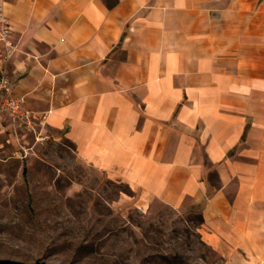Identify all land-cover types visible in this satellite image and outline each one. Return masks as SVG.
I'll use <instances>...</instances> for the list:
<instances>
[{
  "label": "crops",
  "instance_id": "1",
  "mask_svg": "<svg viewBox=\"0 0 264 264\" xmlns=\"http://www.w3.org/2000/svg\"><path fill=\"white\" fill-rule=\"evenodd\" d=\"M37 125L264 264V0H0Z\"/></svg>",
  "mask_w": 264,
  "mask_h": 264
},
{
  "label": "rangeland",
  "instance_id": "2",
  "mask_svg": "<svg viewBox=\"0 0 264 264\" xmlns=\"http://www.w3.org/2000/svg\"><path fill=\"white\" fill-rule=\"evenodd\" d=\"M177 210L77 158L36 123L0 124V257L63 264H220Z\"/></svg>",
  "mask_w": 264,
  "mask_h": 264
},
{
  "label": "built area",
  "instance_id": "3",
  "mask_svg": "<svg viewBox=\"0 0 264 264\" xmlns=\"http://www.w3.org/2000/svg\"><path fill=\"white\" fill-rule=\"evenodd\" d=\"M0 39L3 42V60L6 63L14 49L11 21L0 12ZM16 77L3 64L0 68V124L4 120L27 128L36 126V116L26 103L25 96L14 91Z\"/></svg>",
  "mask_w": 264,
  "mask_h": 264
},
{
  "label": "water",
  "instance_id": "4",
  "mask_svg": "<svg viewBox=\"0 0 264 264\" xmlns=\"http://www.w3.org/2000/svg\"><path fill=\"white\" fill-rule=\"evenodd\" d=\"M0 264H63V263L47 261L45 259L25 261V260L14 259V258H9V257H0Z\"/></svg>",
  "mask_w": 264,
  "mask_h": 264
}]
</instances>
